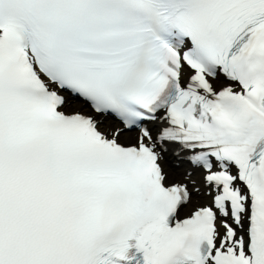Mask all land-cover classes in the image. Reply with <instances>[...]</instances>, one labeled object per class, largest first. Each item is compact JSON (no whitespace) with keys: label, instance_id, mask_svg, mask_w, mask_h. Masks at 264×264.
<instances>
[{"label":"snow or ice","instance_id":"6c2138e0","mask_svg":"<svg viewBox=\"0 0 264 264\" xmlns=\"http://www.w3.org/2000/svg\"><path fill=\"white\" fill-rule=\"evenodd\" d=\"M0 264H264V0H0Z\"/></svg>","mask_w":264,"mask_h":264}]
</instances>
